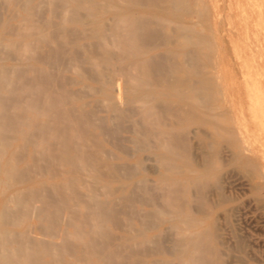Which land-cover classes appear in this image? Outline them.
I'll return each instance as SVG.
<instances>
[{"label":"bare ground","instance_id":"obj_1","mask_svg":"<svg viewBox=\"0 0 264 264\" xmlns=\"http://www.w3.org/2000/svg\"><path fill=\"white\" fill-rule=\"evenodd\" d=\"M246 1L264 66V0ZM187 3L0 0V264H216L203 201L194 218L181 198L200 175L185 172L193 146L179 135L215 94ZM144 152L163 167L156 187Z\"/></svg>","mask_w":264,"mask_h":264},{"label":"rangeland","instance_id":"obj_2","mask_svg":"<svg viewBox=\"0 0 264 264\" xmlns=\"http://www.w3.org/2000/svg\"><path fill=\"white\" fill-rule=\"evenodd\" d=\"M201 2H205V4L203 5ZM194 3L196 14L192 18L195 24L196 22L199 24H196V27L201 30L196 28L195 33H198L197 36L201 37L205 43L203 44L204 46L202 45L203 47H197V57H200H198V62L207 64V59L211 60L210 64L203 67L202 72L212 85L210 91L213 90L212 93L215 94L212 95V101L210 100V103L207 104L208 110H211V112L200 104L197 107L195 106L192 110L194 112L197 111L196 116L189 118L184 123L185 127L181 130V134L179 133L180 137L181 135L188 137L187 141L184 140L185 144L187 143L190 148L193 146L192 152L186 146L194 158L192 160L191 157L190 159L188 158L191 153L187 155V158L185 156L182 163L183 168L191 177L200 175L195 182H198V187L195 183L194 185H192L193 183L189 184V182H186L187 184L183 183L185 189L183 188L184 194L182 193L181 198L185 200V202L183 200L184 204L188 205L189 202L192 204V207L190 204V207H188V210L190 208V213L185 209L191 217L199 218L200 213L197 211L204 206L205 214L203 209L200 210L201 218L199 219L204 217L201 227L209 234L211 245L214 250H217L213 257L216 264H264V66L261 65L263 60L260 52L254 50L258 27L254 19V13H252L254 7L246 0H188L187 4L193 5ZM244 14H249L251 17L248 19ZM247 21L250 23L249 27L251 30L248 35L245 28ZM208 32L209 35L206 36ZM230 42L233 44L230 45ZM210 45L211 47H209ZM205 49L210 50L209 52L211 53L206 52ZM213 61L215 62L214 65ZM202 113H206L207 116L203 117ZM218 114L221 116L219 117ZM225 115L229 116L227 118L230 119H221L223 116L226 117ZM213 116H215V119L212 118ZM227 120H231L232 126ZM171 121H174V119H171ZM205 125H209L208 128ZM223 129L225 130L224 132ZM231 131L233 133H230ZM234 133L238 134V137L234 136ZM226 134L228 137L225 136ZM122 135L127 136L125 133ZM185 136H183L184 139H186ZM240 136L242 139L239 138ZM206 139L209 143H206ZM237 143L244 144L245 146L243 147L248 151H243L244 149L241 146L238 147ZM189 150L187 149V152ZM115 152L118 153L117 151ZM150 153L152 152H144L140 155L141 158L147 157L143 161L140 172L147 179H151L148 185L151 183L150 186L156 187L158 186L156 185L158 172L163 173L164 170L153 156V153ZM205 153H208V156L209 154L213 155V158L215 156L218 165H216V160L214 159L215 164L213 165L212 163V166H210L211 161L209 158H205L207 157ZM209 157L213 160L211 156ZM208 160L210 164L207 165ZM204 161L207 163H204ZM195 162L196 164H194ZM199 164L200 167H198ZM153 171L156 173L153 174ZM201 181L209 182L207 184L204 182V184ZM199 183L202 185L201 187ZM203 184L205 187H203ZM200 188L201 191L198 190ZM187 190L189 191L188 193L192 192L194 195L192 193L189 195ZM202 193L203 195H201ZM198 196H201L200 200ZM194 200L200 206L196 205ZM198 201H203L200 202L202 207ZM198 206L201 208L198 209ZM143 208L149 210L147 207ZM194 208L198 210L196 211ZM191 209L195 210L193 214ZM33 222L35 223L34 220ZM168 229L169 223H165L160 232L163 235L160 236H164L163 238L167 237L168 240L165 239L167 241L165 246H168L173 251L171 241L176 235L171 228L170 230ZM165 231H167L168 236ZM114 233L117 234L119 232L114 231ZM33 234L34 236L37 235L36 232ZM172 234L173 239L171 238ZM36 237L41 236L37 235ZM215 241L219 244L215 243ZM216 257L219 259H216ZM167 258L173 261L172 264H181L178 259Z\"/></svg>","mask_w":264,"mask_h":264}]
</instances>
